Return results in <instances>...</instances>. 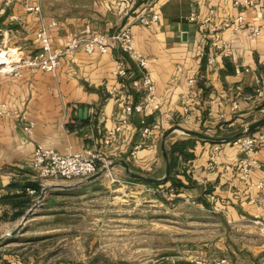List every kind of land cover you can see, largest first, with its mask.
<instances>
[{
  "label": "crops",
  "instance_id": "obj_1",
  "mask_svg": "<svg viewBox=\"0 0 264 264\" xmlns=\"http://www.w3.org/2000/svg\"><path fill=\"white\" fill-rule=\"evenodd\" d=\"M234 1L131 0L125 14L120 0H0V53L32 54L37 48L35 30L52 22L48 35L53 48L74 35H112L128 25L133 52L146 60L140 67L112 45L105 53H68L54 72L28 67H19L17 74L0 71V105L7 111L0 114V237L19 224L42 194L21 229L4 238L3 245L21 241L39 209L52 199L95 181L79 185L81 181L72 179L38 178L31 166L36 144L60 154L95 152L107 164L122 159L135 172L160 177L164 159L159 144L170 126L226 137L264 116V95L256 94L264 92V0H247L250 7ZM25 2L37 4L39 12L26 11ZM147 7L157 9L159 19L143 26L136 17ZM191 13L196 21L187 20ZM237 16L242 18L239 30L227 22ZM253 27L258 28L254 36ZM121 62L126 74L117 76L114 71ZM144 73L153 83L156 106L147 112L133 110L121 123L126 105L145 102L144 89L132 85ZM190 78L195 79L192 85ZM82 108L86 113L79 117ZM141 120L150 128L148 134L142 135ZM29 122L33 126L27 133L22 127ZM235 125L242 127L223 133ZM262 131L264 124L252 132ZM188 139L191 157L177 155L173 167L182 184L176 194L190 198L189 206L203 219L213 218L221 229L215 239L203 240V249L164 252L166 259L188 264L191 256L201 255L225 257L228 264H264V239L256 240L250 221L254 214L264 217V139L251 153L259 167L246 179L236 168L239 153L230 141H206L174 131L165 146ZM215 144L219 149L212 162ZM111 169L118 175L115 166ZM44 258L50 260L44 264H72L53 261V251L45 257L38 251L0 250V264H43Z\"/></svg>",
  "mask_w": 264,
  "mask_h": 264
},
{
  "label": "rangeland",
  "instance_id": "obj_2",
  "mask_svg": "<svg viewBox=\"0 0 264 264\" xmlns=\"http://www.w3.org/2000/svg\"><path fill=\"white\" fill-rule=\"evenodd\" d=\"M115 170L118 175L103 173L52 199L39 209L37 221L25 228L21 241L0 242V250L38 251L45 257L53 251L57 255L53 261L72 264H165L169 260L165 253L201 250L203 240L217 237L221 228L213 225V218L203 219L189 206L190 198L177 195L168 183L152 185L133 180L118 165ZM83 179L72 178L81 181L79 185ZM251 228L256 240L264 239L258 227Z\"/></svg>",
  "mask_w": 264,
  "mask_h": 264
},
{
  "label": "built area",
  "instance_id": "obj_3",
  "mask_svg": "<svg viewBox=\"0 0 264 264\" xmlns=\"http://www.w3.org/2000/svg\"><path fill=\"white\" fill-rule=\"evenodd\" d=\"M123 8V12L126 14L131 10V0H120ZM234 5H244L252 6V3L247 0L239 1L235 0ZM24 8L26 11L39 12V6L37 4L24 3ZM159 19V12L153 7H147L146 10L141 11L136 17V21L143 25L149 26L153 22ZM187 20L196 21L197 15L191 13L187 16ZM227 22L231 23L233 29L239 30L242 24V18L240 16L230 17ZM54 23H49L48 25H41L37 30H35L34 35L37 41V48L35 52L29 55L15 54L10 56V53L1 52L0 58L2 60V66H0V71H13L18 73L17 69L19 67H28L31 69H37L42 71L54 72V70L60 65L61 58L76 50H83L86 53H91L98 51L105 53L109 50L112 45L119 46L123 51H125L130 58L137 61L140 67L146 65V60L139 58L132 50L131 47V32L128 25L122 26L116 33L112 35H106L102 32H95L90 34H79L67 38L61 46L53 48L48 35V27ZM258 32L257 27L252 28V35H256ZM208 63L212 62L211 58L207 59ZM117 76H124L126 70L122 62L119 64L118 68L114 71ZM195 79L190 78L188 84H194ZM132 85L135 88H141L145 91V102L143 104H135L133 106L126 105L124 107V117L121 119V123L126 122V117L131 113V111L137 112H147L155 108V95L154 86L148 75L145 73L141 77L134 78L132 80ZM257 96H263L264 92L262 90H257ZM7 111L4 105H0V114H5ZM142 124V135L148 134L150 128L145 124V121L141 120ZM33 124L31 122L23 125L22 129L27 133L31 132ZM264 139V131L255 133L250 132L239 138L233 139L230 143L236 147L239 156L236 161V168L240 174V177L246 179L250 176L252 169L259 167L257 161L251 157V153L254 150L255 144L259 140ZM219 149V145L215 144L213 146L210 159L212 162H216V156ZM102 161V163H101ZM107 163L102 160V158L95 152L89 153L87 155L81 153H68L60 154L51 148L44 147L40 144H36L32 150L31 156V166L35 170L37 177L45 180L50 178H61V179H72L74 177L86 178L91 174L95 173L99 166L104 167ZM111 171L106 170L104 174L110 175ZM27 192L31 195L35 193L32 188H27ZM36 202V201H35ZM34 202V203H35ZM254 226L258 227L260 233L264 235V217H260L254 214L250 219ZM188 264H228V260L225 257L208 256L204 257L201 255L191 256L187 260ZM165 264H183L176 260H168Z\"/></svg>",
  "mask_w": 264,
  "mask_h": 264
},
{
  "label": "water",
  "instance_id": "obj_4",
  "mask_svg": "<svg viewBox=\"0 0 264 264\" xmlns=\"http://www.w3.org/2000/svg\"><path fill=\"white\" fill-rule=\"evenodd\" d=\"M86 113V109L82 108L79 110V117H84ZM264 124V116H262L261 118L250 122L249 124H247L244 128H242L241 130H239L238 132L230 135V136H226V137H217V136H212L203 132H199V131H195V130H188V129H184L178 125H173L170 126L169 128L165 129L162 132L161 135V140H160V144H159V148H160V152L161 155L164 159V172L163 175L160 177H150L138 172H135L133 170H131L127 164V162H125L124 160L120 159L114 162H111L109 164H107L104 167H101L100 169H98L95 173L91 174L90 176L84 178L82 180V182H88L92 179H95L96 177L100 176L101 174H103L106 170H110L111 168H113L116 165H119L123 168L124 172L126 173V175L132 179H136V180H140L142 182H148V183H162L164 182L168 177H169V161H168V156H167V152H166V146H165V139L166 137L174 132V131H178L182 134H185L189 137H193V138H197V139H201V140H206V141H212V142H223V141H231L233 139L239 138L243 135H246L250 132H252L254 129L262 126ZM42 197V194H40L38 196V198L36 199V202L27 210V212L22 216L21 221L19 222V224L10 232H7L5 234V236L0 237V242L8 237V236H12L14 235L16 232H18L21 227L23 226L24 222L26 221V219L31 215L33 209L37 206V204L40 202Z\"/></svg>",
  "mask_w": 264,
  "mask_h": 264
},
{
  "label": "trees",
  "instance_id": "obj_5",
  "mask_svg": "<svg viewBox=\"0 0 264 264\" xmlns=\"http://www.w3.org/2000/svg\"><path fill=\"white\" fill-rule=\"evenodd\" d=\"M191 145V140H182L171 142L166 145V152L169 161V177L162 183L169 182V185L177 192V190L182 186L181 182L175 178V174L173 171V167L175 165L176 156L179 155L183 158L191 157V154L187 152V147ZM136 180V179H133ZM152 185H156L158 183H150ZM36 190L39 188L38 186H33Z\"/></svg>",
  "mask_w": 264,
  "mask_h": 264
}]
</instances>
